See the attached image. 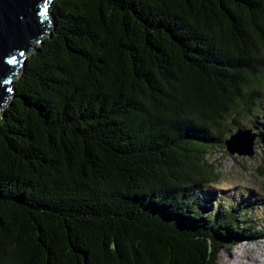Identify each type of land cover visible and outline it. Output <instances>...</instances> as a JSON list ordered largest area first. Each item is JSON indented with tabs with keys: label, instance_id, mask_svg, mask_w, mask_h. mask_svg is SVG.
<instances>
[{
	"label": "trees",
	"instance_id": "16d2710c",
	"mask_svg": "<svg viewBox=\"0 0 264 264\" xmlns=\"http://www.w3.org/2000/svg\"><path fill=\"white\" fill-rule=\"evenodd\" d=\"M49 10L0 117V264H215L264 240L260 198L218 197L206 170L237 128L264 148V0Z\"/></svg>",
	"mask_w": 264,
	"mask_h": 264
},
{
	"label": "water",
	"instance_id": "95a60500",
	"mask_svg": "<svg viewBox=\"0 0 264 264\" xmlns=\"http://www.w3.org/2000/svg\"><path fill=\"white\" fill-rule=\"evenodd\" d=\"M52 1L0 0V117L12 97L16 70L24 64L29 54L35 52L36 46L50 35L53 28L49 10ZM253 141L251 130L237 128L223 145L228 154L251 157ZM179 242L172 243L178 246L173 248V252L184 253L202 247ZM208 243L204 247L208 252L219 251L211 242Z\"/></svg>",
	"mask_w": 264,
	"mask_h": 264
},
{
	"label": "rangeland",
	"instance_id": "374dc122",
	"mask_svg": "<svg viewBox=\"0 0 264 264\" xmlns=\"http://www.w3.org/2000/svg\"><path fill=\"white\" fill-rule=\"evenodd\" d=\"M20 71L18 69L13 76V82L18 78ZM243 129L251 130V128L245 126H243ZM260 151L264 153V148L257 146L254 139L253 155L251 157L228 154L223 147L209 153L206 158V170L212 169L213 174H218L217 190H224L216 192L218 193L216 194L218 197L229 196L233 200L250 199L251 197L260 198L255 203L254 208L256 209L249 213L248 216L249 220H251L249 223L251 232L260 231L261 228L264 229V195L261 192V179L257 173L258 168L263 165L264 160L261 157L262 155H260ZM258 247L264 251V240L256 239L228 246L217 253L215 264H233L228 263V261L232 260V257L234 260L237 258L238 264H248L251 255L254 256L253 259L256 258L257 261L264 264L262 252H255L258 250Z\"/></svg>",
	"mask_w": 264,
	"mask_h": 264
},
{
	"label": "bare ground",
	"instance_id": "6f19581e",
	"mask_svg": "<svg viewBox=\"0 0 264 264\" xmlns=\"http://www.w3.org/2000/svg\"><path fill=\"white\" fill-rule=\"evenodd\" d=\"M18 70V69H17ZM17 70H16V72H17ZM254 136V139L256 140V136H255V134L253 135ZM262 252V254H263V256H264V251H263V249H260L259 247H258V250L257 251H255V252ZM249 252H251V251H249ZM239 258V257H238ZM254 258V256H252L251 255V257H250V260L248 261V264H261L259 261H257L256 260V258L255 259H253ZM246 260V259H245ZM238 260H237V258H236V260H234V258L232 257V260H230V261H228V263H233V264H238L239 262H237Z\"/></svg>",
	"mask_w": 264,
	"mask_h": 264
}]
</instances>
